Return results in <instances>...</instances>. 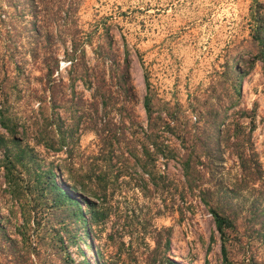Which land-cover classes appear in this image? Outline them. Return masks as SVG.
<instances>
[{
    "label": "rangeland",
    "instance_id": "rangeland-1",
    "mask_svg": "<svg viewBox=\"0 0 264 264\" xmlns=\"http://www.w3.org/2000/svg\"><path fill=\"white\" fill-rule=\"evenodd\" d=\"M25 2L0 0V264H264V0H44L41 33Z\"/></svg>",
    "mask_w": 264,
    "mask_h": 264
},
{
    "label": "trees",
    "instance_id": "trees-1",
    "mask_svg": "<svg viewBox=\"0 0 264 264\" xmlns=\"http://www.w3.org/2000/svg\"><path fill=\"white\" fill-rule=\"evenodd\" d=\"M25 1L26 2L24 4V8H23L24 12L23 13L28 16L30 22L33 24V27L31 30L34 33H41L44 30V26L47 24V20H46L47 14L45 12L44 0H25ZM10 2L11 1H8L9 7L14 6ZM254 28H255L256 39H257L258 43H260L264 47V14L263 13L259 12L255 16ZM76 51H77V48L73 47L70 52L66 53L67 57L71 59L70 60L71 67H74L76 65V61H74ZM55 68H56V65H55ZM55 97H56L55 92H53L52 98H55ZM39 101H41V99ZM53 102H56V101L53 99ZM0 113L1 114L3 113L2 109H0ZM59 138L60 139L57 140L58 143H61L63 145L68 144V142L66 140V135L63 134ZM167 147H168V145H166V148ZM147 151H149V149L144 147L143 152L146 156H148ZM192 153H193L192 151L183 152V153H181L179 150L174 151V154H175L174 156L179 157V162L181 163V169L183 170L182 176L185 177V181L182 182V187L183 188L187 187V190H191V191L195 187L200 186L196 181V175L198 173H200V169L197 168V166L193 163L192 157H191ZM103 154H105V153L103 152ZM129 156L133 157L137 162L142 161L143 166H146L145 163L149 160L148 159L149 157H145V159L144 158L142 159V157H139L135 147H133L131 149H127V151H122V152H119L117 154L115 153L116 159L120 162H124L126 160H129L130 159ZM239 160H240V166H241L242 170H244L245 172H248V170L251 168V165L248 164L249 158L244 157L240 153ZM147 167L148 168L144 167V169L148 170L150 173V170H149L150 164H148ZM105 175L106 174L104 172H102L101 173L102 178H99V187L96 191L98 193H95L98 196H106L107 183L105 181H103L105 179L104 178ZM77 178H78V176H76L75 178L74 177L70 178L72 181V186H78L80 188V189L78 188L79 190L85 189L84 183H82L79 180L77 181ZM51 185L53 187H55V189L58 190V196L61 197L63 200H67L71 203H78L76 198L67 194L64 191V189H62V187H59L55 182H51ZM199 191L201 192L200 194L203 193L202 190H199ZM81 198H82V201H84V203L88 207L92 220L94 222L100 221L103 218V215L105 214V212L103 211L104 205L100 206L95 201H90L86 195H82ZM101 199H104V198H101ZM202 201L206 205H209V209H210V212L212 213L216 229L220 233V235L223 236L225 233V229L233 226V224H234L233 217H231L230 215H225L223 213V211H221L222 208L220 210V207H218L217 201H214L213 204L211 203V201L209 199H206V198H203ZM79 210H81V209H79ZM78 214L80 216H82L81 211L80 212L78 211ZM222 251L226 255V248H225V245L223 243H222ZM171 264H177V263L174 261H171Z\"/></svg>",
    "mask_w": 264,
    "mask_h": 264
}]
</instances>
